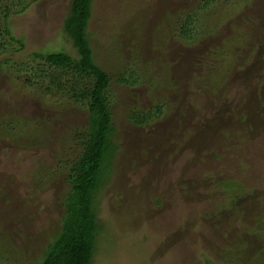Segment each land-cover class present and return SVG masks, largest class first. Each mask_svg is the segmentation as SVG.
Masks as SVG:
<instances>
[{
    "label": "rangeland",
    "instance_id": "rangeland-1",
    "mask_svg": "<svg viewBox=\"0 0 264 264\" xmlns=\"http://www.w3.org/2000/svg\"><path fill=\"white\" fill-rule=\"evenodd\" d=\"M199 1L95 0L90 40L112 78L118 149L93 264H227L232 243L233 264H264V0H221L204 21L213 34L185 49L166 20ZM70 4L32 0L11 16L24 47L0 50V238L13 259L0 264H35L62 226L88 107L23 74L33 77L35 52L76 56L64 30ZM225 46L221 85L201 86L196 61ZM145 67L151 84L119 80ZM157 103L168 108L162 118L129 119Z\"/></svg>",
    "mask_w": 264,
    "mask_h": 264
},
{
    "label": "trees",
    "instance_id": "trees-1",
    "mask_svg": "<svg viewBox=\"0 0 264 264\" xmlns=\"http://www.w3.org/2000/svg\"><path fill=\"white\" fill-rule=\"evenodd\" d=\"M31 1L0 0L1 53L11 51L16 41L24 47L23 40L16 38L13 33L11 16L28 9ZM220 2L221 0H200L191 8L180 7L178 11L168 16L166 20L168 31H171L172 37L187 47L185 49L200 44L203 39L213 34L212 27L204 21L206 22L210 11ZM94 3L95 0H71L69 12L64 19V30L76 49V56L64 50L35 52L37 64L31 65L33 77L23 74L28 84L40 85L49 93L67 95L88 107L87 130L80 136L83 148L68 171L70 190L66 197L61 229L48 243L42 258L35 264H93L97 241L105 227L100 215L99 197L112 176L109 175V171L118 145L114 141L115 125L109 96L112 78L108 71L96 63L90 40L89 29ZM209 23L212 24L210 21ZM227 42L229 44V38ZM226 47L215 48L214 53L211 50L209 57L205 59L198 57L196 66H199L200 73L196 74V80L201 86L208 85L214 90V87L221 85L219 62L227 61L231 55V50L229 52ZM139 70L143 73L140 75L138 71L139 77L132 71L131 77L120 75L119 80L129 83L130 79L138 78L151 84L154 79L151 71L146 67ZM23 75L18 77L22 79ZM166 110L168 108L162 103H157L155 107L132 110L129 119L136 125L144 126L165 116L168 113ZM228 182L232 185L239 184L234 179ZM3 243L0 238V261L7 260L13 263V259L7 256L9 253L2 249ZM238 245L237 243L230 245L232 249L229 247L230 250H227V255L230 256L224 257L223 262L233 264L230 258L239 255ZM257 259L249 264H262V260ZM205 262L215 264L214 259H206Z\"/></svg>",
    "mask_w": 264,
    "mask_h": 264
}]
</instances>
